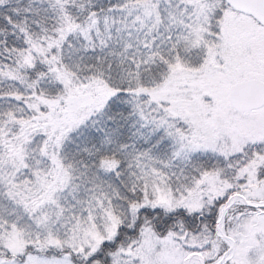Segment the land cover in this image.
<instances>
[{"label": "snow or ice", "instance_id": "obj_1", "mask_svg": "<svg viewBox=\"0 0 264 264\" xmlns=\"http://www.w3.org/2000/svg\"><path fill=\"white\" fill-rule=\"evenodd\" d=\"M0 264H264V0H0Z\"/></svg>", "mask_w": 264, "mask_h": 264}]
</instances>
